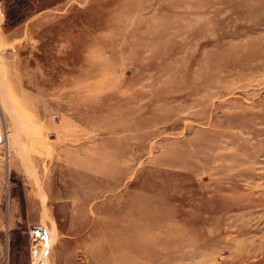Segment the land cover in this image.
I'll return each instance as SVG.
<instances>
[{"label": "rangeland", "instance_id": "obj_1", "mask_svg": "<svg viewBox=\"0 0 264 264\" xmlns=\"http://www.w3.org/2000/svg\"><path fill=\"white\" fill-rule=\"evenodd\" d=\"M260 116L264 0H0V264H264Z\"/></svg>", "mask_w": 264, "mask_h": 264}, {"label": "bare ground", "instance_id": "obj_2", "mask_svg": "<svg viewBox=\"0 0 264 264\" xmlns=\"http://www.w3.org/2000/svg\"><path fill=\"white\" fill-rule=\"evenodd\" d=\"M239 113H240L239 114V117H240L239 119H240L241 123L242 124L247 123V116L248 115H246V112L240 111ZM259 119L264 122V116H260Z\"/></svg>", "mask_w": 264, "mask_h": 264}]
</instances>
